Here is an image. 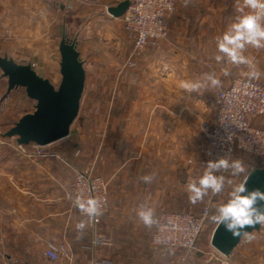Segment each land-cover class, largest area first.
I'll return each mask as SVG.
<instances>
[{"label":"rangeland","instance_id":"374dc122","mask_svg":"<svg viewBox=\"0 0 264 264\" xmlns=\"http://www.w3.org/2000/svg\"><path fill=\"white\" fill-rule=\"evenodd\" d=\"M33 1L35 16L36 9H40L39 4H42V0ZM51 2L52 0H48V4ZM227 3L229 2L226 1ZM57 4L60 6L58 10H52L49 13V21L54 26L49 30L47 28L31 33V39H27V41H31L32 48L25 50L24 47L23 49L27 53H32L27 55V62L21 63L34 62L36 64L34 68L43 74H48L50 81L57 86L61 80L59 71L60 39L64 30L69 38L77 36L78 47L86 70L85 88L81 98L80 111L71 126L70 134L64 139L49 144V146L59 148L57 152L60 154V158L52 157L50 158L51 161L43 162L45 158H29L22 155H14L10 150L11 147L3 145L0 142V264H79L78 257L73 252L71 257H64L59 261L51 260L44 255L47 241L53 240H46L40 232L35 231L39 230L36 224V215L38 214L35 210H33L34 218H29L28 223L24 221V213L22 215L24 209H22L21 205L24 203L26 189L25 184L21 181L22 179L15 180L13 174H9L14 166H17L21 172H24L25 169L34 172V175L29 179L36 186L38 183L44 182L59 188L60 194L62 193L59 199L67 202L69 200L65 198L64 193L65 188L72 180L70 172L73 174V168L82 170L92 168L95 174L104 177L107 181L110 200L109 212L111 200L115 197L120 187L121 163L124 161L123 153L125 152L126 156L127 152L129 155H132V153L137 151L133 148V144H130L129 150H127V140L123 138L126 133H124V123L121 117L123 113L121 103L124 100V96H122L120 90L121 76L128 70L130 72L140 70L139 58L147 48H152V46L146 47L139 55L133 57L134 62H130L129 58L133 50V44L124 29L123 18L122 16L114 17L109 14L107 4L96 2V0H75L72 2L58 0ZM181 4L182 0L178 8ZM50 7L48 6L47 8L50 9ZM251 51L254 53V57L251 58H254L256 69L260 72V76L258 78L249 76L250 69L247 65L241 64L242 76L240 77H249L264 83V49L248 47L244 55L248 57ZM48 62H50L49 65ZM161 66L162 64L159 63L156 66H152V68L149 66L148 69H157L159 71ZM193 67L200 73H204L206 69L210 73L222 67V64L216 61L205 62L195 60ZM0 72H2L1 69ZM175 73L178 84V93L175 95L176 101L180 103H199L201 107L198 112H195L196 114L194 113L195 119L189 127L191 129L187 128L189 132L186 134L178 133L175 144H170L171 150L176 155V173L159 176L162 179V186H166V195H168V191L170 190L171 194L174 195L173 197L172 195L166 197L167 201L171 202V200L173 201L176 198L175 202L177 206L168 207L167 204H162L160 205L161 207L154 208H158L157 211L160 208L185 211L187 209L198 210L206 204H212L211 215L197 241L199 251L188 255H185L186 252L183 251L181 257V260L185 262L188 256L202 252L203 262L206 264L209 252L213 248L210 243L211 238L209 239L211 233L210 227L214 224V222L210 224L212 214L215 213V209L219 204L227 201L232 188L237 184L243 183L249 173L250 166H264V158L256 159L247 154L234 156L233 160H240L245 171L235 176L232 175L231 169L227 170L224 174H221V172L216 173L218 176L223 175L225 177L223 191L218 195H213L209 190L208 195L202 201L196 204L191 203L189 201V193L186 191V185L190 179H198L202 176L209 161L205 159L201 150L203 141L201 124L205 120L213 118L215 114L216 93L213 92L209 95H186L185 92L179 93L180 90L184 89L180 86L184 75L179 67L175 70ZM6 90L7 78L2 76L0 77V140L4 137L3 133L22 115L35 109L36 103L35 100L27 96L24 87L16 88L7 95ZM153 100L155 102H163L168 99L159 90L155 93ZM145 145H148L150 149L155 145L160 146L161 151H167L169 144L146 143ZM172 146H175V149ZM49 148L51 149L52 147ZM42 169L43 172L41 171ZM19 176L24 177L21 174ZM228 180H231L233 183L231 185L228 184ZM169 186L170 190L168 189ZM20 202L21 205H19ZM69 204L72 207L70 202ZM59 208L55 207L53 209ZM72 209L75 211V214L79 215L80 221H86L83 217L84 215L80 214L74 207ZM104 221L105 218L103 216L97 229V233L100 232L103 236L105 232ZM144 228L151 233V227L148 228L144 225ZM25 232L29 236L25 235ZM81 232L83 234L87 232L86 234L89 237L86 240H81V242L83 241L88 244L94 241L93 244L99 242L104 244L107 241L102 236L98 239L96 232L88 226V223ZM94 236L96 237L95 239ZM61 242L68 241L65 239L58 241V243ZM83 245L78 243L77 246L81 248Z\"/></svg>","mask_w":264,"mask_h":264},{"label":"crops","instance_id":"0c3cea01","mask_svg":"<svg viewBox=\"0 0 264 264\" xmlns=\"http://www.w3.org/2000/svg\"><path fill=\"white\" fill-rule=\"evenodd\" d=\"M97 1L111 6L121 0ZM226 1L229 3L226 4ZM240 2L242 3V0ZM41 3L40 9H36L38 13L36 12L34 16L33 0H0L1 54H7L17 62H27V55L32 53L25 52L27 48H32L31 41L28 42L27 39H31L30 35L33 31L47 28L49 30L53 27V23L49 21V13L60 7L57 4L58 0H52L49 4L48 0H42ZM48 6L50 9L47 8ZM237 6L238 0H188L187 3L182 0L180 7L168 18V39L161 42L159 47H149L145 50L139 58L140 70L135 72L128 70L121 76L120 90L124 96L121 103L123 112L121 117L126 133V137L123 138L127 140V150L130 144H133V148L137 151L132 155L127 152L126 156L125 152L123 153L120 187L111 200L110 211L103 215L104 236L98 232L107 241L104 244L100 242L93 244L94 241L88 244L83 241L82 243L81 240L89 238L87 232L83 234L77 230L76 225L80 222V217L75 214L69 202L59 199L62 195L59 188L44 182L36 186L30 181L34 172L29 169L21 172L17 166H14L9 174H13L15 180L22 179L25 184L24 203L22 202L21 205L20 202L19 205L24 209V212H21L22 215L24 213L26 223L29 218H34L33 210H35L38 214L36 224L39 228L35 231L40 232L46 240L55 242L67 240L73 254L78 257L79 264L93 261L99 264H205L202 252L188 256L183 262L181 260L183 250L154 245L151 242V233L143 229L144 224L139 220L137 211L141 206L152 208L162 204H167L168 207L177 206L176 198L173 201L170 198L171 202L167 201L166 197L174 195L171 194L170 186L168 187L170 191L166 195V186H162V179L159 176L176 173V155L171 150L170 144H175L178 133L189 132L191 129L189 127L195 119V112L199 111L201 104L176 101L178 84L175 70L180 68L184 75L183 82H199L205 85L198 91L189 92L186 89L179 91V93L185 92L186 95L216 93L219 88L227 87L235 77L242 76L240 65L227 62H221L222 67L210 73L208 69L200 73L193 67L195 60L215 62V38L222 35L228 25L234 21ZM248 57H254V53L251 51ZM156 63L162 64L159 68L160 72L157 69H148L149 66L151 68L156 66ZM225 69L227 75L224 74ZM36 71L41 76L49 78L48 74H43L37 69ZM205 74H214L220 81L219 85L212 86L210 82H206ZM159 90L168 99L167 101L153 100ZM254 123L264 127V116L255 118ZM146 143L169 145L167 151H161L160 146L155 145L156 147L150 149L145 145ZM49 147L55 151L59 150L55 148L56 146ZM172 148L175 149V146ZM10 150L14 155H19L13 148ZM49 161L50 158L43 159V162ZM41 171L43 172V169ZM20 174L24 177H20ZM149 175L153 179L150 183H145L142 178ZM73 177L74 172L73 174L70 172V178ZM55 207L60 208L53 209ZM158 208H154V212ZM83 217L86 219L85 216ZM210 224H213L212 220ZM216 225L214 223L210 227L209 239ZM249 234L252 238L242 237L241 242L229 255L233 264H264V225ZM25 235L29 236L27 232ZM76 242L84 245L80 248Z\"/></svg>","mask_w":264,"mask_h":264},{"label":"built area","instance_id":"2783aa9c","mask_svg":"<svg viewBox=\"0 0 264 264\" xmlns=\"http://www.w3.org/2000/svg\"><path fill=\"white\" fill-rule=\"evenodd\" d=\"M72 2L75 0H63ZM181 0H131L127 11L122 15L124 29L132 41L133 50L129 58L134 62L146 47H157L167 39L168 18L177 10ZM32 66H36L31 62ZM216 111L213 118L201 124L203 141L201 150L207 160L228 156L231 160L238 154H247L256 159L264 158V127L256 125L254 119L264 116V83L249 77L234 78L231 83L220 88L215 95ZM3 145L13 148L19 155L34 158H60V154L35 142L18 144L14 137H2ZM255 166H250L249 172ZM74 169V177L65 188L64 196L73 204L74 197L83 193L100 200L101 214L94 217L88 226L97 233L102 216L109 210L108 184L104 177L95 174L92 168ZM226 173L222 170L221 174ZM212 212V204L200 209L185 211L160 208L155 212V223L151 226V242L157 246L181 249L185 255L199 251L197 241L204 230ZM83 215V214H82ZM86 217V216H85ZM88 220V218L86 217ZM242 240V239H241ZM241 242V241H240ZM213 247V246H212ZM44 255L54 261L71 257L68 242L47 241ZM89 264H99L90 262ZM206 264H233L229 256L216 250L209 252Z\"/></svg>","mask_w":264,"mask_h":264},{"label":"clouds","instance_id":"9594fccd","mask_svg":"<svg viewBox=\"0 0 264 264\" xmlns=\"http://www.w3.org/2000/svg\"><path fill=\"white\" fill-rule=\"evenodd\" d=\"M187 3L188 0H185ZM237 15L234 21L228 25L222 35L215 38L216 55L214 59L217 63L227 62L233 65H247L250 69L248 75L254 78L260 76L256 69L254 58L244 55L248 47L264 49V0H238L236 8ZM227 75V70H224ZM204 80L210 82L212 86H218L220 81L214 74H205ZM182 88L189 92L198 91L204 84L199 82H181ZM231 169L232 175H238L245 171L240 160H231L228 156L209 160L206 168L198 179H190L186 185L189 193V201L196 204L208 195L209 190L213 195L220 194L225 186V177L216 175L222 170ZM143 181L150 183L152 176H144ZM232 184L231 180L227 181ZM264 191L259 188L249 190L246 183L235 185L229 193L226 202L219 204L215 213L211 216L212 222L223 225L226 231L233 237H247L251 235L245 231V226L264 225ZM73 204L79 211L88 218L77 223L78 231H83L94 217L101 214V202L92 196L77 194L73 199ZM139 220L146 226L151 227L155 223V212L152 207L141 206L137 211Z\"/></svg>","mask_w":264,"mask_h":264},{"label":"water","instance_id":"95a60500","mask_svg":"<svg viewBox=\"0 0 264 264\" xmlns=\"http://www.w3.org/2000/svg\"><path fill=\"white\" fill-rule=\"evenodd\" d=\"M130 3L131 0H121L116 5L108 6L107 11L114 17H120ZM59 51L61 80L57 86L49 78L41 76L31 63L17 62L13 57L0 53V69L2 76L7 78L6 95L16 88L24 87L27 96L36 101L35 109L22 115L3 136L14 137L18 144L35 142L49 145L70 134L80 111L86 70L77 36L69 38L64 30ZM243 183L249 190L259 188L264 191V166L249 172ZM260 226H245L244 230L249 233L260 229ZM241 239L233 237L223 225H216L210 243L216 250L229 256Z\"/></svg>","mask_w":264,"mask_h":264}]
</instances>
